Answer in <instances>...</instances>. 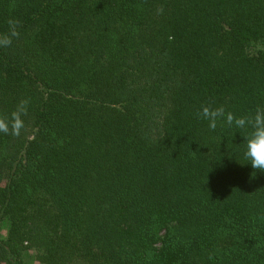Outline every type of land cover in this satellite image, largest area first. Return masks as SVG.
<instances>
[{
    "label": "trees",
    "instance_id": "1",
    "mask_svg": "<svg viewBox=\"0 0 264 264\" xmlns=\"http://www.w3.org/2000/svg\"><path fill=\"white\" fill-rule=\"evenodd\" d=\"M10 3L0 114L30 106L0 134V264H264L247 132L195 116L264 105V0Z\"/></svg>",
    "mask_w": 264,
    "mask_h": 264
},
{
    "label": "clouds",
    "instance_id": "2",
    "mask_svg": "<svg viewBox=\"0 0 264 264\" xmlns=\"http://www.w3.org/2000/svg\"><path fill=\"white\" fill-rule=\"evenodd\" d=\"M16 0H11L9 9L16 8ZM157 15L164 13V7H157ZM8 30L0 33V48H9L13 42L20 38L22 22L16 17L7 20ZM173 38L170 36L169 40ZM215 103L209 100L202 104L195 112L197 119L207 121L208 128L215 131L218 123L223 127L236 128L247 132L245 136L246 150L245 160L257 171L264 172V105H257L247 115L236 116L233 112L227 111L224 106L212 107ZM30 99H21L13 111L8 115L0 114V134L5 136L20 137L26 130V118L29 116ZM62 143V142H61Z\"/></svg>",
    "mask_w": 264,
    "mask_h": 264
},
{
    "label": "rangeland",
    "instance_id": "3",
    "mask_svg": "<svg viewBox=\"0 0 264 264\" xmlns=\"http://www.w3.org/2000/svg\"><path fill=\"white\" fill-rule=\"evenodd\" d=\"M5 234V232H3ZM2 233V237L4 236V234ZM23 262L24 264H39L38 262H36L34 260V252L31 250L26 251L23 254Z\"/></svg>",
    "mask_w": 264,
    "mask_h": 264
}]
</instances>
